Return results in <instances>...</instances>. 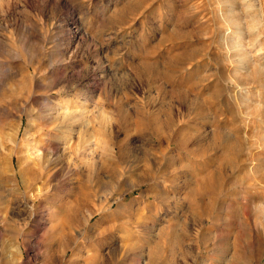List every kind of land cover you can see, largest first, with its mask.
Returning a JSON list of instances; mask_svg holds the SVG:
<instances>
[{"label": "rangeland", "instance_id": "obj_1", "mask_svg": "<svg viewBox=\"0 0 264 264\" xmlns=\"http://www.w3.org/2000/svg\"><path fill=\"white\" fill-rule=\"evenodd\" d=\"M0 264H264V0H0Z\"/></svg>", "mask_w": 264, "mask_h": 264}, {"label": "bare ground", "instance_id": "obj_2", "mask_svg": "<svg viewBox=\"0 0 264 264\" xmlns=\"http://www.w3.org/2000/svg\"><path fill=\"white\" fill-rule=\"evenodd\" d=\"M222 19L225 20V16H224V15L222 16ZM154 125H155V124H154ZM157 130H158V129H157ZM157 130H156V131H157ZM156 131H155V132H156ZM155 134H156V133H155Z\"/></svg>", "mask_w": 264, "mask_h": 264}]
</instances>
